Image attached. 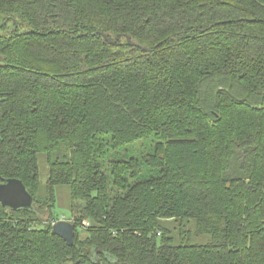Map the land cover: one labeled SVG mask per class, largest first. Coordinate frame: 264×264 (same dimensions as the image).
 Instances as JSON below:
<instances>
[{
    "label": "trees",
    "instance_id": "obj_1",
    "mask_svg": "<svg viewBox=\"0 0 264 264\" xmlns=\"http://www.w3.org/2000/svg\"><path fill=\"white\" fill-rule=\"evenodd\" d=\"M4 179L0 264H264V0H0Z\"/></svg>",
    "mask_w": 264,
    "mask_h": 264
},
{
    "label": "rangeland",
    "instance_id": "obj_2",
    "mask_svg": "<svg viewBox=\"0 0 264 264\" xmlns=\"http://www.w3.org/2000/svg\"><path fill=\"white\" fill-rule=\"evenodd\" d=\"M148 152H149L148 141L142 140L132 145H128L123 148H120L117 151L108 149L107 161L105 162L111 160L124 161L132 158L141 159V156L147 154ZM39 163H40V169H39L40 191H43L47 180V170L42 156H40ZM149 176H150L149 171L145 168H142L140 179H144ZM55 193H56V203L52 210V216L57 219H61V218L69 219L70 215L68 211H69L70 201H69L68 188L67 187L56 188ZM164 225L172 229L169 237L174 239L173 245H178L183 241L186 242V240L189 241L191 244H196V245H205L209 242L208 236L192 237L191 239L187 238L181 241L178 237H176L175 235L176 231L173 230V228L176 227V224L171 225L169 223H164Z\"/></svg>",
    "mask_w": 264,
    "mask_h": 264
},
{
    "label": "water",
    "instance_id": "obj_3",
    "mask_svg": "<svg viewBox=\"0 0 264 264\" xmlns=\"http://www.w3.org/2000/svg\"><path fill=\"white\" fill-rule=\"evenodd\" d=\"M128 44L133 46L129 41ZM0 204L12 210H30L33 198L20 180L4 179L0 182ZM52 233L70 242L73 238V226L69 222H57Z\"/></svg>",
    "mask_w": 264,
    "mask_h": 264
},
{
    "label": "built area",
    "instance_id": "obj_4",
    "mask_svg": "<svg viewBox=\"0 0 264 264\" xmlns=\"http://www.w3.org/2000/svg\"><path fill=\"white\" fill-rule=\"evenodd\" d=\"M61 221H64V222H70L68 219L61 218V219H59L58 221H53V220H52V225H55L57 222H61ZM85 225L87 226L88 224L86 223Z\"/></svg>",
    "mask_w": 264,
    "mask_h": 264
}]
</instances>
